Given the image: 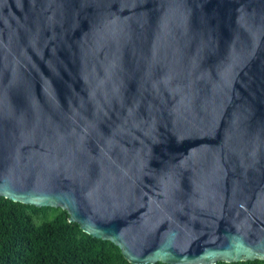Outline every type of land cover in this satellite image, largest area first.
I'll list each match as a JSON object with an SVG mask.
<instances>
[{
  "label": "water",
  "instance_id": "obj_1",
  "mask_svg": "<svg viewBox=\"0 0 264 264\" xmlns=\"http://www.w3.org/2000/svg\"><path fill=\"white\" fill-rule=\"evenodd\" d=\"M0 196L134 264L264 259V0H0Z\"/></svg>",
  "mask_w": 264,
  "mask_h": 264
},
{
  "label": "trees",
  "instance_id": "obj_2",
  "mask_svg": "<svg viewBox=\"0 0 264 264\" xmlns=\"http://www.w3.org/2000/svg\"><path fill=\"white\" fill-rule=\"evenodd\" d=\"M0 264L134 263L111 240L94 237L70 221L65 209L0 196ZM216 264H264V259Z\"/></svg>",
  "mask_w": 264,
  "mask_h": 264
}]
</instances>
